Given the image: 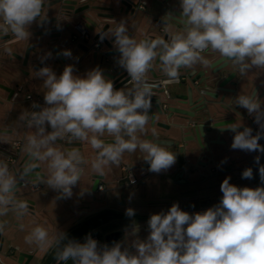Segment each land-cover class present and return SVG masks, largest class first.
Listing matches in <instances>:
<instances>
[{
	"label": "clouds",
	"instance_id": "9594fccd",
	"mask_svg": "<svg viewBox=\"0 0 264 264\" xmlns=\"http://www.w3.org/2000/svg\"><path fill=\"white\" fill-rule=\"evenodd\" d=\"M45 4L46 0H0V34L29 39V27L37 18L39 22L46 19L42 17ZM179 8V16L167 13L162 18L168 40H137L128 34L124 21L111 30L120 53L118 64L130 76L131 88L114 90L113 82L99 67L83 77L73 74V65H66L59 76L49 66L36 70V78L46 89L45 106L34 103L32 111L20 116L34 131L25 137L28 162L19 178L44 165L47 174L35 171L29 182L46 185L57 191L59 198H71L87 165L102 177L106 168L121 163L125 153L139 151L150 172L166 171L176 162L175 153L168 150L170 145L138 135L145 132L151 118L154 84L147 76L154 62L158 61L169 84L178 82L181 69L198 63L208 66L210 61L203 55L208 50L231 61L242 77L253 68L264 69V0H180ZM169 21L182 27L170 32L173 25ZM60 54L72 55L70 50ZM236 104L254 115L264 130V108L256 94H240ZM239 127L218 125L221 132L235 133L233 150L264 153L259 143L264 131L253 135L250 127L242 131ZM152 133L156 134L155 128ZM58 141L86 143L95 155L89 161L78 147L65 151ZM254 159L264 185V165H260L259 155ZM242 178H253L252 168H246ZM230 180L226 177L220 185L223 195L219 204L203 212L189 214L174 203L167 212L152 214L146 239L138 238L133 224L125 236V241L132 238L127 246L124 242L100 246L90 235L80 243L62 231L50 235L40 225L24 239L42 249L57 246L58 264L69 260L72 264H264V186L240 188ZM17 184V173L0 158V217L11 212L21 219L29 213V202L16 195ZM125 215L133 217L135 210L128 208Z\"/></svg>",
	"mask_w": 264,
	"mask_h": 264
},
{
	"label": "crops",
	"instance_id": "0c3cea01",
	"mask_svg": "<svg viewBox=\"0 0 264 264\" xmlns=\"http://www.w3.org/2000/svg\"><path fill=\"white\" fill-rule=\"evenodd\" d=\"M144 2L145 9L139 11L141 16H149V18H163L168 12L180 14V0H140ZM166 1L167 7H163L162 2ZM122 19H125L123 17ZM128 33L135 27L130 23H126ZM138 31V30H137ZM76 32V31H74ZM139 33V32H138ZM71 39V37H70ZM83 41L79 39V43ZM89 41H91L89 39ZM92 43V42H91ZM64 50V49H63ZM203 55L210 61L209 65L212 69L206 68L207 79L200 84V87L193 88L190 94V101L181 105L188 113L195 114L192 117L190 126L186 128L183 134V141L192 148H199L196 153L189 156V164L192 168L188 172H183L181 168H176L173 165L165 177L163 174L153 172H145L143 183L153 184L156 181L165 179L166 187L163 191L156 195H141L135 198H124L128 208L135 210V216L128 217L121 216V220L112 225H105L102 227H92L82 225L81 222L89 219L97 209L104 202H100L96 196V192H105V196L110 191L109 187L126 188L124 185H119L115 178H119L117 171L109 173L111 177V184H105L103 189H98L96 192L89 190L80 192L77 189H72L73 195L71 198H59V193L47 187L45 190L34 193L29 196L30 199L36 201V215L31 217H8L9 225L12 228L9 240L4 241L8 244V251L3 250L6 260L0 262L4 264H25L26 257H23L18 262V254L20 252L32 253L33 256L27 264H58L57 253L59 248L55 245L42 249L35 244L29 245L25 242L24 237L32 230L33 227L40 225L49 230L50 235L57 231H62L68 239L84 243L86 238L90 235L98 234V243L100 246L107 244L109 247L114 242H121L125 240L126 233L129 232L133 226L138 228V238L143 240L149 235L148 220L152 214L167 212L174 203H178L181 210L189 214L203 212L210 206L209 203L202 204L203 200L219 199L215 204H219L222 197L220 185L226 177H231L230 183L240 188L250 187L256 188L264 186L261 183L259 176V165L255 163V157L260 156V165H264V153L260 152H245L242 150H233L231 144L235 133L229 130L221 132L218 125L239 124V130L242 131L244 127H250L253 130V135L260 129V126L255 122V116L249 115L246 109L237 106L236 98L240 94L254 93L261 101V106L264 108V69L253 68L247 77H242L238 69L231 61H226L220 57L219 53L208 50ZM195 65L190 72L192 79L200 76L201 69L196 68ZM91 68L90 63L83 62L77 69L76 76L83 77ZM221 69V75L216 79L217 75H211V70ZM228 75V76H227ZM203 86L214 96L199 95L198 90ZM175 88L169 89L172 93ZM209 101V116H205L201 109V103ZM171 105H177L174 99L169 100ZM204 115V116H203ZM166 122H169L167 120ZM264 122V121H262ZM209 125H216L212 129L209 136H206L205 127ZM164 134L155 136V138L172 139L176 134L172 130L165 131ZM212 142V143H211ZM259 143L264 146V138H261ZM203 145L201 149L200 145ZM63 149L62 146H59ZM87 154L92 158L95 153L88 145ZM140 152L125 153L122 161L131 165H138L144 162L143 154L139 156ZM226 161V162H225ZM246 168H252L253 178H242V172ZM140 174L141 169L136 170ZM164 172V171H162ZM139 176V174L137 173ZM142 175V174H141ZM140 175V176H141ZM186 180V181H184ZM197 181V182H196ZM183 182V183H182ZM194 182V183H193ZM208 207V208H207ZM127 208V209H128ZM1 224V223H0ZM15 224V225H14ZM20 225H23L21 228ZM102 232L105 235L102 238ZM96 234V235H97ZM132 238H129V241ZM128 241V242H129ZM128 242L126 245H128ZM1 248V252L3 247ZM67 264H72L69 260Z\"/></svg>",
	"mask_w": 264,
	"mask_h": 264
},
{
	"label": "water",
	"instance_id": "95a60500",
	"mask_svg": "<svg viewBox=\"0 0 264 264\" xmlns=\"http://www.w3.org/2000/svg\"><path fill=\"white\" fill-rule=\"evenodd\" d=\"M139 2L140 0H46L42 16L47 18L40 23L46 24V34L48 37L50 39L60 40L61 46L64 50L72 49L73 41L70 37L74 31L77 30V26H83L86 28L88 37L91 41H89L88 38L83 39L80 45H76V48L87 54L90 51H93L94 46L91 42L97 41L99 43V47H94L95 50L93 52V57L95 58L93 62L94 64H97L96 68L99 67L105 77L113 82L114 90L128 89L131 88L133 84L127 71L118 64L120 53L114 46L115 37L111 36V30L117 26V23L124 21L135 26L128 34L137 40L155 38H162L165 40L169 39V34L164 30V20L162 18H149L147 15L141 16L139 12L140 10L137 8ZM162 5L163 7L168 6L166 1H163ZM167 13L172 12L167 11ZM172 14L174 16H179L176 13ZM123 17H125V19H122ZM37 21L39 22L38 18ZM169 24L173 25L169 29L170 32H175L182 27L176 26L173 21H169ZM8 45L9 44L6 43L0 44L1 74L13 73H9L10 71H8L7 67L5 68V66H3L5 61H7V50H9ZM195 66V70H197V68H202L199 77L192 79L190 72L193 69L184 68L180 70L178 82L169 84L166 83L167 77L161 71L158 61L154 62L153 67L147 76L148 81L154 84L153 95L151 98L152 107L149 111L151 118L145 132L138 134L141 138L160 141L167 145H173L179 148L181 144L180 142L183 141V134L186 128L190 126L192 117L195 116V114L188 113L181 107V105L190 101V94L192 93L193 88H199L200 84L208 77V75H206L207 69H212V66L210 65L207 66V69H204L205 66L199 63ZM221 71V69L211 70V75L216 74L217 79L219 78V75H221ZM12 75L15 76V73ZM171 88H175L176 90H173L172 93H170L169 89ZM198 93L199 95H209L214 97L204 86L198 90ZM171 99H174L178 106L171 105V103H169V100ZM201 105L202 107L199 110H202L205 116H209L210 102L205 101L201 103ZM167 120H169V122H166ZM215 127L216 125H209L205 127L206 136H209L212 129ZM153 128H155V135L152 133ZM169 130H172L177 137V139H175V137L170 139L171 144L168 143L165 138H155V136H160L161 134L165 135L164 132ZM105 139L110 140L111 138L106 136ZM3 140L4 139L0 137V144H3ZM58 143V146H62L65 151L70 150L71 147H78L85 159L89 161L91 160L87 154L88 145L86 143L81 144L78 141L73 142L72 144H68L65 141H58ZM199 145L201 149H203V145ZM198 150L199 148L193 147L191 154L196 153ZM0 152L4 153L5 151L4 149H1ZM177 153H175V155H177ZM15 158L17 163L16 165L10 167V170L18 175V188L16 195L19 199L29 202V213L24 217H33L36 215V201L30 199L29 196L34 193L37 194L41 192L39 189L46 185L39 183L33 184L29 181L34 178L35 171L39 172L41 175H46L47 169L46 166L40 165L36 170H34L32 175L19 178V173L28 162V156L26 151H23L18 152V154L15 155ZM106 170L111 172L110 167L106 168L105 172ZM99 183V175L92 172L89 164L84 169L81 182L78 181L77 185L73 188L80 192L86 190L95 192L97 191V185ZM8 217L16 216L10 212L7 216L0 217V223L3 224V228L0 230V250L5 239L9 240L7 238H10L12 231V228L9 225ZM96 234L93 235V237L96 236L98 241V234ZM32 256V253L20 252L18 254V262H20L23 257H26L27 261L25 264H27Z\"/></svg>",
	"mask_w": 264,
	"mask_h": 264
},
{
	"label": "flooded vegetation",
	"instance_id": "af4514ba",
	"mask_svg": "<svg viewBox=\"0 0 264 264\" xmlns=\"http://www.w3.org/2000/svg\"><path fill=\"white\" fill-rule=\"evenodd\" d=\"M38 19L40 21V18ZM46 31V24L36 22L29 27V32L31 33L29 39L21 40L11 33L6 35L0 34V44H9L7 61H5L3 66H5V68L7 67L8 71H10L9 73H15V76L12 75L13 73L1 74L0 69V137L4 139L3 144H0V150L4 149L5 151L4 153L0 152V158L6 159L9 168L16 165L15 155L18 154V152L25 151V137L34 131V129L28 128L26 123L20 119L21 114L32 111L34 103L41 107L45 106L43 95L46 89L43 86L42 80L36 78V70L44 66H49L57 76H59L62 74L66 65H73V74L77 73V69H79L83 62L90 63L91 68L89 70L96 68L97 65L93 62L95 60L93 57L94 47L93 51L87 54L76 48V45H80V43L78 42L79 38L76 37L75 32L71 36L73 45L72 49H70L72 55L69 58L60 54L63 51L61 41L58 39H50ZM87 38L89 39L88 32ZM94 42L97 41H93L92 45ZM97 47H99V43ZM49 53L50 56L47 55ZM42 59L44 61L43 63L41 62ZM47 130H51L50 127H48ZM15 141L19 144L18 150L12 148V144ZM166 141L171 144L170 139ZM192 149L191 146L185 143H181L179 148L173 145L170 146L168 149L169 151L173 153L178 152L176 155V162L174 163L176 168L180 167L183 172H188L192 168L188 162ZM139 156L141 157V153ZM138 168L139 170L141 169V176L137 175L138 172L136 170H138ZM148 169L149 164L145 161L136 166L124 163L123 161H121L118 166H110L111 172L117 171L120 175L119 178H115L117 183L119 185H124L126 188L143 183L144 174L145 172L147 174L149 171ZM168 170L159 174H167ZM109 173L110 172L106 170L102 177L99 176L100 183L98 185L101 184L104 188L105 184L109 185L111 182H116L112 181L111 177H109ZM129 173L132 174V178L129 177ZM164 176L167 177L166 175ZM46 188V186H43L39 190L42 191ZM109 189L111 191L109 192L110 195H114V197L111 198V196H107L104 204L98 207L99 209L95 211L93 216L82 221V225L102 227L105 225H112L121 220L120 217L124 215L128 208L126 201L122 197V190L124 188L122 189V187H119L118 189L117 187H109ZM218 200L219 199H214L209 202L204 199L202 204L208 202L210 205L208 207L210 208L215 206V202Z\"/></svg>",
	"mask_w": 264,
	"mask_h": 264
},
{
	"label": "rangeland",
	"instance_id": "374dc122",
	"mask_svg": "<svg viewBox=\"0 0 264 264\" xmlns=\"http://www.w3.org/2000/svg\"><path fill=\"white\" fill-rule=\"evenodd\" d=\"M139 176L141 175L139 172H138ZM165 182V179L162 178L161 181H156L154 182L153 184H148V183H139L138 185H135V186H132V187H128V188H124L122 190V197L123 198H135V197H139L141 195H156L158 192L160 191H163V189L166 187V185L164 184ZM105 192H96V196L99 200H101L100 202H104L106 201V196H105ZM107 196H111V198L114 197V195H110V193L107 194ZM102 238L105 237V235L103 234L102 232ZM121 242H124L125 246H127V242L128 241H125V240H122ZM129 243V242H128ZM8 249V244L7 243H4V247L2 249L3 250H7ZM8 251V250H7ZM4 253L0 251V261L3 260L5 262L8 263V261L6 260L5 258V255L6 253Z\"/></svg>",
	"mask_w": 264,
	"mask_h": 264
},
{
	"label": "built area",
	"instance_id": "2783aa9c",
	"mask_svg": "<svg viewBox=\"0 0 264 264\" xmlns=\"http://www.w3.org/2000/svg\"><path fill=\"white\" fill-rule=\"evenodd\" d=\"M137 8L140 10V11H142V10H144L145 9V4H144V2H142V1H140L139 3H138V5H137ZM76 34V37L77 38H79V39H86L87 38V31L85 30V28L84 27H82V26H77V30H76V32H75ZM93 46L94 47H97L98 46V42H94L93 43ZM12 148H14L15 150H18V148H19V144H18V142L17 141H15L13 144H12ZM129 177L130 178H132V174L131 173H129ZM103 188V185H98V189H102ZM94 239L95 240H97V237L96 236H94ZM0 264H4V263H2V262H0Z\"/></svg>",
	"mask_w": 264,
	"mask_h": 264
}]
</instances>
